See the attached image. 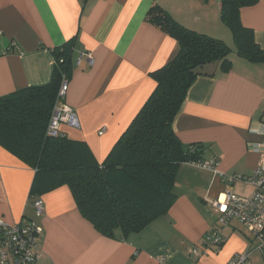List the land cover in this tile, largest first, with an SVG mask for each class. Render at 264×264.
I'll return each instance as SVG.
<instances>
[{"label": "crops", "instance_id": "obj_1", "mask_svg": "<svg viewBox=\"0 0 264 264\" xmlns=\"http://www.w3.org/2000/svg\"><path fill=\"white\" fill-rule=\"evenodd\" d=\"M155 4L232 48V69L206 65L174 121L182 142L203 144L202 160L215 161L218 172L182 163L168 213L141 232L110 238L82 215L66 184L36 195L45 205L37 216L30 200L35 169L0 144V217L12 224L33 219L42 227L39 264H226L250 248L248 229L236 219L221 229L222 246L197 248L218 222L214 199L227 190L244 198L255 192L248 179L259 162L253 143L263 140L264 63L236 53L221 0H0V97L49 82L52 49L75 39L64 101L76 110L79 126L62 123L61 132L86 142L102 163L154 91L151 73L178 53V41L147 19ZM240 14L264 48V0ZM82 51L93 54L92 66L87 57L79 60ZM232 175L243 179L228 182ZM254 252L248 264H264Z\"/></svg>", "mask_w": 264, "mask_h": 264}, {"label": "trees", "instance_id": "obj_2", "mask_svg": "<svg viewBox=\"0 0 264 264\" xmlns=\"http://www.w3.org/2000/svg\"><path fill=\"white\" fill-rule=\"evenodd\" d=\"M258 0H221L222 21L231 29L236 53L264 63V48L243 25L240 10ZM147 19L179 43L177 55L153 71L156 87L126 131L100 163L88 144L48 133L61 85L70 80L74 41L52 49L55 66L49 82L0 97V144L35 169L30 200L61 185L72 190L79 211L106 237H128L166 215L177 199L176 176L182 163L202 162L204 145H185L174 129L189 88L208 64L232 69V48L222 39L177 22L160 5ZM198 165V164H196ZM218 241L214 243V235ZM221 227L206 232L197 248L222 246ZM42 260L44 252L42 248ZM250 261V260H249Z\"/></svg>", "mask_w": 264, "mask_h": 264}, {"label": "built area", "instance_id": "obj_3", "mask_svg": "<svg viewBox=\"0 0 264 264\" xmlns=\"http://www.w3.org/2000/svg\"><path fill=\"white\" fill-rule=\"evenodd\" d=\"M85 57L92 66L94 64L93 54L89 51H82L79 60ZM68 87L69 80L65 79L48 127V133L52 136L60 133L62 123H67L72 127L79 126L76 110L64 101ZM104 130L105 128L100 130V133L102 134ZM258 132L263 134V140L253 143V149L259 154V162L252 177L248 178L255 184V192L250 197L244 198L227 190L212 201L213 207L220 213L218 226L221 229L236 219L246 226L252 238L249 250L235 254L226 264H248L249 256L254 251H259L264 255V123ZM196 164L215 170L217 163L213 160H205ZM236 179H243V176L232 175L227 180L231 182ZM31 203L36 215L42 217L45 213L43 199L39 197L33 199ZM41 231L42 227L33 219L12 224L0 217V264H36L42 257L38 242ZM217 241L218 237L215 234L214 243Z\"/></svg>", "mask_w": 264, "mask_h": 264}, {"label": "rangeland", "instance_id": "obj_4", "mask_svg": "<svg viewBox=\"0 0 264 264\" xmlns=\"http://www.w3.org/2000/svg\"><path fill=\"white\" fill-rule=\"evenodd\" d=\"M232 44H234V43L232 42ZM233 48H235V44H234ZM231 57H233L232 53H231ZM254 253H255L254 256L259 255L262 258V260L264 261V255L261 252L255 251Z\"/></svg>", "mask_w": 264, "mask_h": 264}]
</instances>
